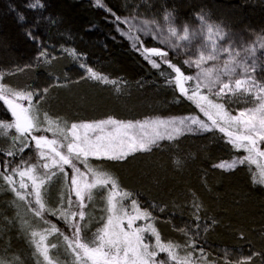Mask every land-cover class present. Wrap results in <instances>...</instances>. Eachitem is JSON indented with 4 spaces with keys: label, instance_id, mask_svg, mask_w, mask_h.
I'll return each instance as SVG.
<instances>
[{
    "label": "snow or ice",
    "instance_id": "1",
    "mask_svg": "<svg viewBox=\"0 0 264 264\" xmlns=\"http://www.w3.org/2000/svg\"><path fill=\"white\" fill-rule=\"evenodd\" d=\"M94 6L103 8L112 17L106 22L112 23L119 35L130 39V46L136 53L153 70H157L166 85L173 86L178 97L177 102L186 100L193 104L206 119H201L199 115L156 117L143 121H124L108 117L104 120L73 123L65 134L58 128V124L48 120L47 114H44L49 126L42 129L39 127L41 121L33 112V98H37L38 104L48 89L32 91L13 89L3 83L6 74L0 70V102L4 110L13 118L10 123L0 120V128L15 129L18 135L12 137L13 144L15 145L19 140V147L16 150L0 153L5 156L0 180L7 185L6 191L13 194L15 198L13 204L19 208L18 201L25 202V207L48 225L39 232L30 230L31 226L27 225L21 213L17 212L16 218L20 220V227L34 247V254L42 258L39 259L38 264H55L49 252L50 249L57 248V243H45L50 235L56 239L62 238L65 250L73 256V264H168L169 260L174 264H210L205 258L207 253L203 244L200 243L202 227L200 215L194 216L196 223L192 231L195 232V236H188L184 228L178 229L188 236L186 246L190 248L185 257L178 258L175 248L179 246L171 242L163 243L154 223L134 226L137 221L156 220L148 208H141L133 193L118 191V184L113 176L89 167L88 162L90 158L101 162H120L137 152L152 151L161 141H173L185 134H204L218 130L226 136V143L235 150L242 149L247 155L222 161L213 167L234 171L238 166L255 164L260 170V179L257 180L254 176L253 182L264 185V82L258 81L255 76L257 71L264 73V65L258 66L256 44L253 43L245 48V56L236 60L240 53L235 50L234 34L230 30L226 31L221 24L210 22L207 13L195 14L200 26L192 29L188 24L177 27L173 11L165 8L162 17V21L166 24L164 28L156 20L141 21L135 16L121 18L111 8L102 4L101 0H94ZM27 7L36 10L43 9L44 5L41 0H35ZM12 10L16 11L15 8ZM25 21L26 17L18 13V22ZM39 22L37 18L36 23ZM121 24L125 25L127 30L122 29ZM25 35L40 43L32 35V30H26ZM204 35H207L208 41H211L207 48L202 39ZM213 35L224 41L226 46L218 47L212 40ZM141 36L156 39L163 46H147ZM256 40L260 42L259 48L264 52V34L258 35ZM60 51L70 55L73 61H83L79 63V67L86 73V76L81 77L82 79L86 78L105 85L120 83L89 66L86 56L79 54L75 48H61ZM181 53L188 58L179 59L174 63L171 57H179ZM221 53H228V58L223 61L222 66L204 67L205 61H219ZM193 56L196 58L193 59ZM50 57L52 54L47 48L41 47L35 59L42 61L43 64H49ZM30 67L25 66V68ZM189 68L194 70V74L186 71ZM238 68L242 69L239 75L244 78H236ZM23 70V68L16 69V71ZM120 90L119 87L116 88L117 92ZM243 94L255 96L259 101L257 107L241 110L237 115H232L226 109L228 100H224L223 103L216 102L231 95ZM24 101H27V106ZM57 130L66 142L49 139L47 135H33L42 131L52 132L55 135ZM29 148L34 149L38 154L36 163H29L22 155ZM77 163L84 166V171L77 166ZM66 166L72 172L70 180L65 170ZM57 178L68 184L67 192L59 193L56 206L46 207L41 189L43 188L47 193L49 187H54ZM93 189L107 191V215L103 227L94 234V239L84 242L81 233L88 227L90 219V217L86 218L85 201L92 200ZM125 199L129 200L128 208L131 211L122 203ZM194 208L196 213L200 211L198 206L194 205ZM159 211L163 212L164 209L160 208ZM45 214H50L64 223L71 234L65 235L51 220L44 219ZM216 223L215 219H211L203 224L202 230L207 232ZM145 233L155 238L154 245L150 246L145 242ZM161 253L167 254V260L158 259ZM13 260L18 262V258ZM251 261L252 256H248L237 261V264H251ZM0 264H6L3 258H0ZM211 264L217 262L212 261ZM219 264H227V262L221 261Z\"/></svg>",
    "mask_w": 264,
    "mask_h": 264
},
{
    "label": "trees",
    "instance_id": "2",
    "mask_svg": "<svg viewBox=\"0 0 264 264\" xmlns=\"http://www.w3.org/2000/svg\"><path fill=\"white\" fill-rule=\"evenodd\" d=\"M31 2L35 0H0V70L6 74L5 83L16 90L47 88L48 92L38 104L47 108L45 113H50L48 120L58 124L64 133L70 124L83 120L108 117L140 120L155 115L200 114L186 100L177 102L173 86L166 85L157 70H153L136 53L130 46L131 40L114 34L113 24L106 22L112 17L103 8L94 6L93 0H41L44 7L36 10L27 7ZM101 2L121 18L132 11L162 18L166 8L173 11L180 23L195 22V14L204 12L210 21L233 28L250 26L264 29V0ZM18 13L26 17L25 22H18ZM26 30H32V35L40 43L29 39L25 35ZM145 44L155 46L151 40H146ZM41 47L47 48L55 57L49 58L51 63L43 64L35 59ZM61 48H75L86 56L89 66L120 83L105 85L82 79L86 73L79 63L83 61H73L70 55L60 51ZM172 59L176 63L185 58ZM17 68L24 70L16 71ZM186 71L194 74L193 69ZM117 87L121 89L119 92ZM36 100L34 97L35 103ZM0 120L11 121L2 102ZM48 126L44 119L41 128ZM43 132L49 138H62L59 130L55 135ZM225 151L214 137L189 135L165 144L163 149L139 152L124 161H103L101 168L96 167L99 162L91 159L88 165L122 182L145 200V208L157 218L166 219L177 230L184 228L190 236H195L192 229L195 228L196 214L200 215L201 224L215 219L217 223L207 232L201 228L200 243L216 251L213 254L217 258L224 254L223 249L229 251L222 245L229 241L231 245L236 242L242 246L251 256L258 253L256 262L264 261V187L254 183L251 175L244 171L229 173L214 168V162L225 157ZM194 205L199 207L198 213ZM160 208L164 211L160 212ZM3 236L7 238L2 249L9 255L22 248L19 238L15 242L16 235Z\"/></svg>",
    "mask_w": 264,
    "mask_h": 264
},
{
    "label": "rangeland",
    "instance_id": "3",
    "mask_svg": "<svg viewBox=\"0 0 264 264\" xmlns=\"http://www.w3.org/2000/svg\"><path fill=\"white\" fill-rule=\"evenodd\" d=\"M126 16L129 18L135 16L141 21H143V20H148V21L156 20L158 23H161L162 27L166 28V24H164V22L162 21V18L151 17V16H148L144 13H140L138 11H132V12L128 13ZM126 16H124V17H126ZM210 22H213V21H210ZM214 23H216V22H214ZM175 24L177 27H179L181 24H188L191 26L192 29L198 28L200 26V22L198 20H196L195 22H192V23H185V22L180 23L175 19ZM217 24H221V23H217ZM221 25L225 27L226 31L230 30L231 33L234 34L235 50L240 53V55L236 57V60H240L242 57H244L245 56L244 49L250 47L253 43H255L256 49H257L256 57H257L258 66L264 65V52H262L260 50V48H259L260 42L258 40H256V37L258 35L264 34V29H262L261 27H250V26L242 27V28H233V27L227 26L225 24H221ZM120 27L122 29L127 30L126 26L123 24H121ZM114 34L118 37H122L121 35H119L117 33L115 28H114ZM141 39L144 41V43L146 40H151L155 44V46H157V47L163 46L156 39H152L149 36H141ZM202 39H203V43L205 45V48H207L208 45L211 43V41H208L207 35H204ZM212 40L216 42L218 47L221 45L226 46L225 42L219 40L215 35H213ZM180 43H184V42H180ZM180 56L184 57L185 59L188 58V57L184 56L183 53H181ZM171 58H175V57H171ZM192 58L195 59L196 57L193 56ZM227 58H228V53H221L219 61H205L204 67H211L213 65L222 66L223 61L226 60ZM249 62H251V57H249ZM237 72H238V76L236 78H244L243 76L239 75V73L242 72V69L238 68ZM255 76H256L258 81L264 82V73H262L261 71H257L255 73ZM4 80H5V77H4ZM4 80H3V83H5ZM6 84H8V83H6ZM9 87H11V86L9 85ZM11 88L14 89V87H11ZM224 100H228V103L226 104V109L232 115H237L238 112L241 110L255 108V107H257V105L259 103V101L256 99V97L251 95V94L231 95L230 97H225L223 100H217L216 102L223 103ZM23 103L25 104V106H27V103L25 101ZM46 110H47V108H44V107L40 106L39 104L35 103L34 98H33V112L38 117V119L41 121V123L45 119L44 114H47V117L50 115V113H45V112H47ZM9 115H10V113H9ZM186 115H199L201 119H206L205 117H203L202 114H181L178 116L155 115V116L146 117L144 119L132 120V121H143V120H146L149 118H156V117L172 118V117H180V116H186ZM10 117H11V115H10ZM12 119L13 118L11 117V121H12ZM104 119H107V118H101V119L90 120V121H98V120H104ZM115 119H117V118H115ZM117 120H124V119H117ZM90 121L89 120H83V121H76L73 123L80 124L82 122H90ZM124 121H127V120H124ZM4 122L10 123L9 121H6V120H4ZM41 123H40L39 127H41ZM70 126H71V124H70ZM41 134L46 135V133H44L43 131L39 132V133H33V135H41ZM15 135H18L15 132V129L0 128V153L6 152L8 150L14 151L19 147V140H17L15 142V145L13 144L12 137ZM189 135H200V136L209 135L210 137H214L218 141H220L222 148L226 150L225 151L226 155H225V157L217 159L213 165L218 164V163L225 161V160L230 161L232 158H235V157H241V156L247 155V153L245 151H243L242 149L241 150H235L231 147L230 144L226 143V139H227L226 136L224 134L220 133L218 130H216L212 133H204V134H185V135L177 137L173 141H167V140L161 141L159 146L153 147V149H156V148H162L163 149L165 147V144L174 143V141L181 140L185 136H189ZM21 139H23V138H21ZM49 139H53V138H49ZM58 140L61 142H66L63 140V136H62V138H60ZM61 150L63 151V149H61ZM137 153H139V152H137ZM22 155L24 156L25 160H27L29 163H36L38 160V154L32 148L26 149ZM90 159L99 162L96 164V167L101 168L100 167L101 161H98L95 158H90ZM4 160H5V156L3 154H0V171H3ZM77 166L80 167L82 171H84V166L82 164L77 163ZM65 170L68 172V177L70 180V178L72 176V172L68 166H66ZM220 170H222V169H220ZM223 171H225V170H223ZM239 171H244V172L250 174L252 179L254 176H258L257 180L260 179V176H259L260 170H259L258 166L255 164H246V165L238 166L234 171H226V172L233 173V172H239ZM17 179H18V177H17ZM90 179H91V177H89V180ZM117 184H118V191H120V192L128 191V192L133 193V196H134V198L137 199L140 207L145 208V200H143V198L138 197V195L135 194L133 190L131 191V190L127 189L122 184V182L117 181ZM257 184H259L261 187H264V185H261L260 183H257ZM67 187H68V184L64 180L57 178L55 180L54 187H49L47 193H45V190L42 188L41 189V196H42V199L45 203V206L46 207L56 206L57 196L62 191L65 192V194H66ZM6 188H7V185L2 180H0V224H2V222H3V224L1 225L2 227L0 226V258H3L6 262V264H38L39 259H42V258H38L37 255L34 254V252H35L34 247L29 243L28 236L23 231V229H21L20 220L16 218L17 212H20L23 220L27 223V225L31 226L30 230H35V231L39 232V231H42L45 227H48V225H45L40 217L34 216V214L31 212V210H29L25 207V202L18 201V203L20 205L19 208L15 204H13L12 202L15 198H14L12 193L6 191ZM129 188H131V187H129ZM107 195H108V193L106 190L93 189L92 190V200L91 201H88V200L85 201V203L87 204V208L85 209L86 218L90 217V219L88 220V227L83 229L82 233H81V239L84 242H90L92 239H94V234L96 233V231L99 228H102L104 223H105V218L107 215V213H106ZM73 199H75V197H73ZM117 199H119V197H117ZM122 203L124 204L125 208H127L129 211H131V209L128 208V204H129L128 199L123 200ZM150 212L152 213V215L154 217H156L152 211H150ZM7 215H11L12 217L8 218ZM44 219L51 220V222L52 221L57 222L56 226L58 228H60L64 232L65 235L71 234L70 230L68 229V227L64 223L60 222L57 218L52 217L50 214H45ZM9 221H11V223H9ZM58 223H59V226H58ZM144 223H154L155 224V227L157 228L158 232L160 233L161 241L163 243L167 244V243L171 242L173 245L179 246V247L175 248V252H176L178 258L185 257L187 255V252L190 251V248H187V246H186V242L188 240V236H190L191 234H188V236H186L185 234L179 232L174 226L170 225L166 219H164V221H163V220H161V218H157V217H156L155 221H153L151 219H149L148 221H137L136 225H134V226H140L141 224H144ZM61 224H63V226H61ZM201 225L203 227V224H201ZM165 227H166V230L165 229L163 230V228H165ZM187 233H189V231ZM4 234H7V236L11 235V237H13V235H16L15 242H18V238H19V241L22 242V243H20L22 245V248L18 252L14 251V253L9 255L10 254L9 252H6L5 249H2L3 248L2 245L4 244V240H6V238H7V237L3 236ZM180 234H182V235H180ZM145 242L149 243L150 246L154 245L155 244V238L152 237L151 234L145 233ZM45 243H49V244L50 243H57V248L56 249H50V252H49V255L51 257H53V259L55 260V264H73V256L71 255L70 252L65 250L62 238L56 239L54 236L50 235V236H48L47 241H45ZM222 245L227 246L229 248V251H228V249H223L222 251L224 252V254L222 256L220 255L221 258H217V255L213 254L216 251L212 250L210 247H209L210 249L207 248L206 244L203 245L205 252L207 253V256L205 258L210 261V264L212 261L217 262V264H219V262H221V261H226L227 264H237V261L242 260L248 256H251L248 253H245V251L243 250V247L239 246L236 242L234 243V245H231L228 241L227 243L222 244ZM150 250H151V248H150ZM225 252H227V253H225ZM255 256L256 257L259 256L258 253H255L252 256L251 264H257L258 262H259V264H264V261L259 260L256 262ZM215 257L217 259H215ZM13 258H18V262L14 261ZM158 259L167 260V254L161 253L159 255ZM168 264H174V262L169 260Z\"/></svg>",
    "mask_w": 264,
    "mask_h": 264
}]
</instances>
